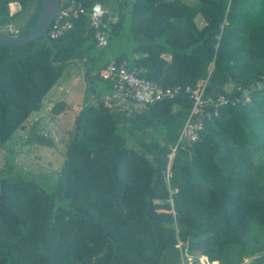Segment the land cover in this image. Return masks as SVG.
Wrapping results in <instances>:
<instances>
[{
    "label": "trees",
    "instance_id": "16d2710c",
    "mask_svg": "<svg viewBox=\"0 0 264 264\" xmlns=\"http://www.w3.org/2000/svg\"><path fill=\"white\" fill-rule=\"evenodd\" d=\"M83 1L106 9V45L86 14L59 38L0 45V145L71 65L84 69L85 91L53 190L0 171V264H187L189 255L264 264V0ZM41 3L0 0V24L33 8L19 29L27 33ZM113 59L180 92L150 104L114 97L100 75ZM202 81L235 101L173 153L193 104L188 88Z\"/></svg>",
    "mask_w": 264,
    "mask_h": 264
},
{
    "label": "rangeland",
    "instance_id": "374dc122",
    "mask_svg": "<svg viewBox=\"0 0 264 264\" xmlns=\"http://www.w3.org/2000/svg\"><path fill=\"white\" fill-rule=\"evenodd\" d=\"M195 5L198 0H183ZM16 3L10 4L11 14L19 10ZM33 8L28 9L16 21L6 19L0 24V33H19L27 23ZM199 25L204 19L198 17ZM84 69L71 65L64 76L51 89L44 99L42 108L34 111L25 122L24 128L16 130L11 139L0 145V171L19 174L24 178L38 181L45 189L53 190L65 160L68 142L74 129L76 110L84 102L85 91H82ZM85 84V83H84ZM232 88V84L226 86ZM66 101L72 106L60 114L53 113V106L59 101ZM35 133H42L54 139L53 145L32 141ZM189 260L193 256L189 255ZM199 264H214L207 256H200ZM250 259H246L248 261ZM219 264V262H217Z\"/></svg>",
    "mask_w": 264,
    "mask_h": 264
},
{
    "label": "built area",
    "instance_id": "2783aa9c",
    "mask_svg": "<svg viewBox=\"0 0 264 264\" xmlns=\"http://www.w3.org/2000/svg\"><path fill=\"white\" fill-rule=\"evenodd\" d=\"M106 9L101 2H95L91 8H87L83 0H68L61 3L59 11L51 23L47 37L56 39L64 35L75 26V19L82 14L90 18V26L95 30V36L99 45L108 43V32L103 16ZM102 78L112 81L114 86V97L130 98L138 103L150 104L166 98H173L180 92V87H157L153 82L137 73V68H131L128 62L111 60L101 70ZM207 81H202L191 90L190 96L193 100L189 115L182 127L177 144L173 147V153L178 145L186 140L196 141L200 139V132L208 119L218 115L222 106L235 101V98L226 93L218 92L209 94L206 90ZM173 153L171 156H173ZM187 264H194L189 260Z\"/></svg>",
    "mask_w": 264,
    "mask_h": 264
},
{
    "label": "water",
    "instance_id": "95a60500",
    "mask_svg": "<svg viewBox=\"0 0 264 264\" xmlns=\"http://www.w3.org/2000/svg\"><path fill=\"white\" fill-rule=\"evenodd\" d=\"M60 6L61 0H42L37 18L30 30L25 34L14 32L4 34L0 33V45L21 46L40 37H46L47 31L56 17ZM3 207L4 204L2 196L0 200V214L2 213Z\"/></svg>",
    "mask_w": 264,
    "mask_h": 264
},
{
    "label": "bare ground",
    "instance_id": "6f19581e",
    "mask_svg": "<svg viewBox=\"0 0 264 264\" xmlns=\"http://www.w3.org/2000/svg\"><path fill=\"white\" fill-rule=\"evenodd\" d=\"M203 256H205V255H203ZM217 262H218V261H213L214 264H217Z\"/></svg>",
    "mask_w": 264,
    "mask_h": 264
},
{
    "label": "crops",
    "instance_id": "0c3cea01",
    "mask_svg": "<svg viewBox=\"0 0 264 264\" xmlns=\"http://www.w3.org/2000/svg\"><path fill=\"white\" fill-rule=\"evenodd\" d=\"M70 108V107H69ZM79 112V110H76V114Z\"/></svg>",
    "mask_w": 264,
    "mask_h": 264
}]
</instances>
